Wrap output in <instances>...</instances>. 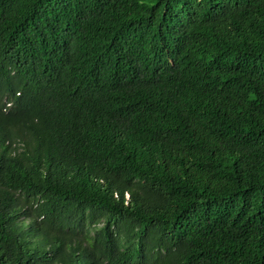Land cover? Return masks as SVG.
<instances>
[{"label": "trees", "instance_id": "trees-1", "mask_svg": "<svg viewBox=\"0 0 264 264\" xmlns=\"http://www.w3.org/2000/svg\"><path fill=\"white\" fill-rule=\"evenodd\" d=\"M0 264H264V0H0Z\"/></svg>", "mask_w": 264, "mask_h": 264}, {"label": "clouds", "instance_id": "clouds-1", "mask_svg": "<svg viewBox=\"0 0 264 264\" xmlns=\"http://www.w3.org/2000/svg\"><path fill=\"white\" fill-rule=\"evenodd\" d=\"M10 105H11V103H8V104H7V107H10Z\"/></svg>", "mask_w": 264, "mask_h": 264}, {"label": "bare ground", "instance_id": "bare-ground-1", "mask_svg": "<svg viewBox=\"0 0 264 264\" xmlns=\"http://www.w3.org/2000/svg\"><path fill=\"white\" fill-rule=\"evenodd\" d=\"M14 101V100H13ZM31 143V142H30ZM33 146V145H32Z\"/></svg>", "mask_w": 264, "mask_h": 264}]
</instances>
